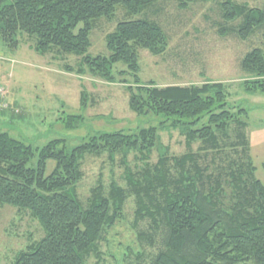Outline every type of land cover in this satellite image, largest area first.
<instances>
[{"label": "trees", "instance_id": "1", "mask_svg": "<svg viewBox=\"0 0 264 264\" xmlns=\"http://www.w3.org/2000/svg\"><path fill=\"white\" fill-rule=\"evenodd\" d=\"M211 1L218 3L220 35L261 40L263 46L245 54L240 67L254 78L245 83L246 91L264 95V8L236 0H0V39L7 47L16 49L19 36L27 35L40 55L80 58L78 67H65L69 73H89L111 84L123 75L119 83L127 85L131 110L164 118L159 127L100 133L71 150L64 140L35 150L0 132V207L29 215L44 233L14 264H86L99 258L105 231L124 218L131 196L135 226L148 224V230H137L138 239L159 245L152 264H264V185L254 176L249 110L232 107L220 83L161 88L139 77L141 51L163 56L169 49L170 35L159 22L166 5L186 10ZM103 20L116 22L105 38L109 54L90 57L91 35ZM119 64L126 70L114 72ZM82 95L86 105L88 96ZM4 99L0 109L8 110ZM82 120L68 116L66 125ZM170 129H179L187 147L198 144V150L181 157L162 153L154 165L128 170L127 188L99 185L86 201L80 198L87 156L121 155L126 161L133 154L147 161L161 147L160 131ZM36 154V166L28 167ZM49 161L56 166L47 176Z\"/></svg>", "mask_w": 264, "mask_h": 264}, {"label": "rangeland", "instance_id": "2", "mask_svg": "<svg viewBox=\"0 0 264 264\" xmlns=\"http://www.w3.org/2000/svg\"><path fill=\"white\" fill-rule=\"evenodd\" d=\"M236 1L264 8V0ZM159 22L170 35L169 49L163 56L141 51V82H154L161 88L202 86L206 82L222 84L232 107L249 110L247 136L251 161L256 168L255 179L264 185V95L246 91L245 83L254 78L240 67L245 54L263 46L261 40L253 38L244 42L220 35L217 27L221 23L220 11L214 1L190 5L186 10L169 3ZM115 24V21L104 20L99 23L91 35L88 56H108L105 38ZM18 40L19 46L11 49L0 39V106L5 104V97L10 105L8 110L0 109V132L35 150L54 140H64L67 150H71L100 133L159 127L164 119L138 116L131 110L127 85L119 83L123 75L117 78V83L111 84L89 73H69L65 67H78L80 58L43 56L35 51V41L27 35H20ZM120 70L126 68L116 65L114 72ZM126 79L132 83L131 76ZM83 92L88 96L86 105L82 103ZM78 115L83 117L78 126L66 125L68 116ZM160 137V149H155L147 161L136 159L133 154L126 161L121 155H116L114 160L108 154L87 156L82 164L83 178L77 187L80 198L86 201L99 185L106 190L112 184L127 188L128 170L140 172L147 164L157 163L162 153L181 157L195 153L199 147L196 144L189 149L186 135L179 129L160 131ZM36 164L37 154L28 167L34 168ZM55 166L54 161L48 162L47 176ZM136 210V199L131 196L125 204L124 218L105 231L99 244L100 257L93 256L86 264H152L159 245L138 239L137 230H148V224L135 226ZM43 236L40 225L29 215L0 207V264H14L20 252Z\"/></svg>", "mask_w": 264, "mask_h": 264}, {"label": "built area", "instance_id": "3", "mask_svg": "<svg viewBox=\"0 0 264 264\" xmlns=\"http://www.w3.org/2000/svg\"><path fill=\"white\" fill-rule=\"evenodd\" d=\"M1 91V90H0Z\"/></svg>", "mask_w": 264, "mask_h": 264}]
</instances>
